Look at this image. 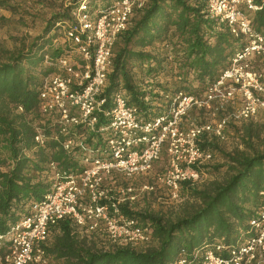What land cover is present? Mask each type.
<instances>
[{
    "label": "trees",
    "instance_id": "16d2710c",
    "mask_svg": "<svg viewBox=\"0 0 264 264\" xmlns=\"http://www.w3.org/2000/svg\"><path fill=\"white\" fill-rule=\"evenodd\" d=\"M83 2L93 16L111 3L63 0L61 12L49 16L41 34L27 48L8 51L0 62V232L26 214L33 201L42 199L58 174H78L86 165L85 157L107 156L109 130L102 128L110 118L104 112L111 110L116 93L139 117L152 120L169 111L179 93L206 97L208 89L248 42L246 37L232 34L227 23L209 17L208 0H145L133 9L126 28L111 45L106 83L99 96L105 101L102 111L95 113V129L89 131L83 124L63 128L56 109L42 110L40 93L46 78L63 73L58 60L70 54L64 24ZM253 3L258 9L246 14L254 31L264 33V0ZM254 59L264 61L253 55L247 59L249 65ZM220 119L203 124L180 120L179 128L186 132L210 125L198 135L196 143L213 157L212 139L224 136V128L220 135L214 131ZM243 130V148L223 153L228 161V177L222 182L211 180L201 188L190 186L196 183H182L197 204L183 208L175 219L136 211L127 198L117 204L122 215L139 218L140 224L150 226L155 246L145 250H137L139 244L97 249L77 241L75 223L64 219L50 229L56 234L51 238L49 232L44 245L47 257L54 255L64 264H192L198 262L204 250L218 244L228 256V249L255 234L251 222L259 221L264 213V142L255 145L254 140L260 139L256 128L245 126ZM36 136H41V141ZM69 138L74 141L66 150L63 144ZM161 160L165 165L152 175L153 179L167 166L165 144L154 164ZM208 163L201 165V175ZM151 170L141 175H150ZM114 174L104 178L105 185L108 180L107 184L115 186ZM127 178L124 190L132 177Z\"/></svg>",
    "mask_w": 264,
    "mask_h": 264
},
{
    "label": "built area",
    "instance_id": "2783aa9c",
    "mask_svg": "<svg viewBox=\"0 0 264 264\" xmlns=\"http://www.w3.org/2000/svg\"><path fill=\"white\" fill-rule=\"evenodd\" d=\"M144 1L110 0L109 8L95 16L88 11L86 2L72 10L71 20L64 24L70 54L58 60L63 73L46 78L40 93L42 110L56 109L63 128L83 124L89 131L95 129L98 122L95 113L102 111L105 101L99 96L106 83L111 45L116 35L126 28L133 9ZM257 9L253 0H208L207 4L210 18L227 23L232 34L248 40L204 98V103L208 104L216 98L231 100L235 92H239L243 105L233 119H248L259 107L255 94L262 87L247 59L253 55L264 58V33L254 31L246 14V11ZM112 103L111 110L104 112L110 121L102 128L109 130L107 156L85 157L86 165L78 174H58L49 192L42 199L33 201L26 214L0 232V264H45L44 245L50 229L64 219H71L76 226L102 225L108 240L115 246L148 242L152 237L150 226L122 215L117 208L118 203L134 199L132 187L126 188L128 195L121 199L111 195L103 182L113 173L129 178L149 172L159 159L164 144L167 166L156 182L163 185L172 198L178 197L182 183H196L201 179V165L208 163L212 156L196 141L210 125L193 127L186 132L179 128L180 116L185 109L202 103L198 98L179 93L170 110L152 120L139 117L120 93L113 96ZM226 123V118H222L215 124L217 135ZM35 139L41 141V136ZM73 141L67 139L64 149L69 150ZM144 187L153 189L152 185ZM251 224L255 225V234L228 249V256L223 255L224 247L218 244L204 250L198 262L192 264H264V213L259 221Z\"/></svg>",
    "mask_w": 264,
    "mask_h": 264
},
{
    "label": "rangeland",
    "instance_id": "374dc122",
    "mask_svg": "<svg viewBox=\"0 0 264 264\" xmlns=\"http://www.w3.org/2000/svg\"><path fill=\"white\" fill-rule=\"evenodd\" d=\"M62 1L0 0V62L6 59L8 51L13 52L27 48L33 39L41 34L49 16L53 13L61 12ZM249 68L259 76L262 89L255 94L259 101V107L248 119H233V116L239 112L243 105L239 92H235L231 100L223 99L222 101L216 98L208 104L204 103L205 96L200 95L198 102L202 103L187 107L183 119L181 118L184 114L180 116V120L185 124L216 122L219 118H226L227 120L223 138L212 139V144H214V147L211 148L213 152L212 160L203 169L201 179L190 186L201 188L206 186L211 180L222 182L228 177V161L223 153H228L236 148H243L241 142L245 126H252L260 131V139L254 140L255 145L264 142V61L259 59L251 60ZM164 165L165 162L161 160L154 164L150 175H136L129 179L127 186L132 187L131 195L134 196L130 204L133 205V209L136 211L154 212L165 218L175 219L183 208L190 204H197V202L190 198L187 186L182 185L179 188L178 197L174 199L163 185L153 179L152 175L162 169ZM114 176L115 186L112 187L107 184L109 183L108 180L105 186L108 190H113H111L110 194L114 197L125 198L128 195V192L123 189L127 184L126 177L119 173L114 174ZM145 185H152L153 189L148 190L144 187ZM137 220L141 223L139 218ZM74 232L77 235V241L82 240L94 248L109 250L115 246L108 240L102 225L94 227L91 223H87L84 226H75ZM55 234L56 231L51 230V238ZM156 244L151 237L148 242L139 244L135 248L137 250H145ZM45 264H64V260L57 259L54 255H48Z\"/></svg>",
    "mask_w": 264,
    "mask_h": 264
}]
</instances>
